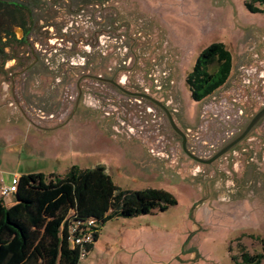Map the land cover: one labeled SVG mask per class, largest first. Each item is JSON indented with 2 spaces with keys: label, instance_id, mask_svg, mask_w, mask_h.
<instances>
[{
  "label": "rangeland",
  "instance_id": "rangeland-1",
  "mask_svg": "<svg viewBox=\"0 0 264 264\" xmlns=\"http://www.w3.org/2000/svg\"><path fill=\"white\" fill-rule=\"evenodd\" d=\"M245 1L251 0L76 1L67 13L61 0L37 7L31 48L21 52L29 55L20 54V68L10 75L0 74L8 83L0 100L38 125L70 121V149L58 160L22 149L21 168L62 175L71 164L102 167L120 188H163L176 199L164 210L100 223L97 240L78 264H245L243 250L261 251L264 116L204 164L182 150L161 108L96 79L112 78L162 102L186 148L210 158L264 106V13L249 11ZM95 16L101 23L96 39ZM108 19L117 23L112 29ZM215 41L232 54L230 75L211 95L191 100L185 75L199 51ZM107 67L114 71H96ZM76 140L83 145L72 150ZM5 151L0 148V159ZM3 198L8 203L11 195Z\"/></svg>",
  "mask_w": 264,
  "mask_h": 264
},
{
  "label": "trees",
  "instance_id": "trees-1",
  "mask_svg": "<svg viewBox=\"0 0 264 264\" xmlns=\"http://www.w3.org/2000/svg\"><path fill=\"white\" fill-rule=\"evenodd\" d=\"M259 2L262 8L253 5ZM251 12L264 13V0L245 1ZM232 54L219 41L202 48L185 75L189 97L201 101L228 79ZM14 202L5 205L0 195V264H78L79 245L68 239L69 220L93 218L96 222L89 251L98 238L99 224L119 215L147 213L154 207L164 210L176 203L172 193L156 187L120 188L102 167L72 165L64 174L30 172L19 176ZM261 251L243 250L245 264H260Z\"/></svg>",
  "mask_w": 264,
  "mask_h": 264
},
{
  "label": "crops",
  "instance_id": "crops-1",
  "mask_svg": "<svg viewBox=\"0 0 264 264\" xmlns=\"http://www.w3.org/2000/svg\"><path fill=\"white\" fill-rule=\"evenodd\" d=\"M4 104L0 100V148L3 151L4 149L6 150L2 154L0 161L8 164L5 168L0 166V186L7 184L12 176L19 177L30 172H42L41 170H33L31 167L21 168L19 162L22 149H27L31 155H41V157L52 160H58L59 157L65 158L67 151L70 149L66 141L68 138V130L66 128L70 121L60 125H53L52 121L49 120L44 121L42 125H38L19 111L6 108ZM79 135L80 132L75 133V136L79 137ZM81 145L83 144H79L77 140L75 142L72 141L71 148L76 150ZM97 145L100 146L99 140ZM94 146L95 143L92 144V148ZM72 165L68 166L67 169ZM47 174L61 175L59 172L52 170L47 172ZM3 202L5 205L12 204L14 195H11V200L8 203L4 201V198Z\"/></svg>",
  "mask_w": 264,
  "mask_h": 264
},
{
  "label": "flooded vegetation",
  "instance_id": "flooded-vegetation-1",
  "mask_svg": "<svg viewBox=\"0 0 264 264\" xmlns=\"http://www.w3.org/2000/svg\"><path fill=\"white\" fill-rule=\"evenodd\" d=\"M76 1L79 4L86 2L89 5L91 3L97 5L102 0H61L64 11H66V13L69 12L70 9L69 4L71 3L73 4V2ZM41 2L42 0H0V74L5 72L8 73V75H10L11 69L20 68L19 64L20 61L22 60L20 54L26 56L29 55V51L27 52L24 51L23 53L21 52L23 48H27L29 50L31 48L30 41H31V32L33 31L32 26L36 22L35 11L37 10V7L42 4ZM45 2L48 5L52 6L53 4L58 3V0H45ZM98 12L99 10L97 11V13ZM106 22H107L106 25L110 29H112L113 26L117 24L114 19H108ZM91 23L92 25H94L93 31L96 39L100 32V25H101L100 18L95 16L91 20ZM9 62H14V64L8 65ZM96 71L108 73L114 71V69L107 67L105 69H98ZM99 78L101 77L96 76L97 80H101ZM104 79H111L115 81L114 79L107 77H105ZM105 82L110 83L108 81ZM0 85H1V90L3 91L0 92V96L1 98H3L8 94V92L6 91L8 87V83L5 81H1ZM9 103L10 102H8V104Z\"/></svg>",
  "mask_w": 264,
  "mask_h": 264
},
{
  "label": "water",
  "instance_id": "water-1",
  "mask_svg": "<svg viewBox=\"0 0 264 264\" xmlns=\"http://www.w3.org/2000/svg\"><path fill=\"white\" fill-rule=\"evenodd\" d=\"M99 79H101L102 81H108V82L112 83L115 87H117L119 90H121L122 92H124L126 94L132 95L134 97L145 98V99L149 100L150 102L154 103L155 105H157L159 108H161L164 111V113L166 114L172 129L181 137L182 150L191 159H193L197 162H200V163H204V164H208V163L212 162L213 160H215L216 158H218L219 156H221L222 154L227 152L229 149H231L240 140H242L247 135V133L250 131V129L264 116V106H263L251 117V119L249 120V122L247 123L245 128L242 130V132L238 136H236L229 143H227L222 148H220L210 158L203 159V158L195 156L193 153H191L186 148V145H185L186 139H185L184 133L176 126L169 110L166 108V106L162 102L158 101L157 99L151 97L150 95H148L146 93L129 91V90L125 89L124 87H122L120 84H118L116 81H113L111 79H104V78H99Z\"/></svg>",
  "mask_w": 264,
  "mask_h": 264
},
{
  "label": "built area",
  "instance_id": "built-area-1",
  "mask_svg": "<svg viewBox=\"0 0 264 264\" xmlns=\"http://www.w3.org/2000/svg\"><path fill=\"white\" fill-rule=\"evenodd\" d=\"M9 106L12 105L10 102ZM19 177L12 176L7 184L0 186V195L8 196L15 193L18 185ZM67 225L68 239L71 245H79V259L81 260L86 255L84 247L85 243L92 241V233L95 230L96 222L93 218H87L85 220H69Z\"/></svg>",
  "mask_w": 264,
  "mask_h": 264
}]
</instances>
